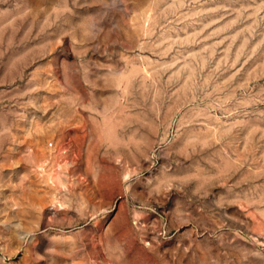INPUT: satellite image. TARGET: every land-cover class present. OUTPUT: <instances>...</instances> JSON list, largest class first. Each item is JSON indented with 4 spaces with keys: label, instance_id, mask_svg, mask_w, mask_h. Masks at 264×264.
Returning <instances> with one entry per match:
<instances>
[{
    "label": "rangeland",
    "instance_id": "374dc122",
    "mask_svg": "<svg viewBox=\"0 0 264 264\" xmlns=\"http://www.w3.org/2000/svg\"><path fill=\"white\" fill-rule=\"evenodd\" d=\"M0 264H264V0H0Z\"/></svg>",
    "mask_w": 264,
    "mask_h": 264
}]
</instances>
